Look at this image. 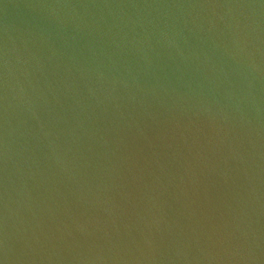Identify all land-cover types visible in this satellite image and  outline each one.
Here are the masks:
<instances>
[{"label":"water","instance_id":"obj_1","mask_svg":"<svg viewBox=\"0 0 264 264\" xmlns=\"http://www.w3.org/2000/svg\"><path fill=\"white\" fill-rule=\"evenodd\" d=\"M0 264H264V0H0Z\"/></svg>","mask_w":264,"mask_h":264}]
</instances>
